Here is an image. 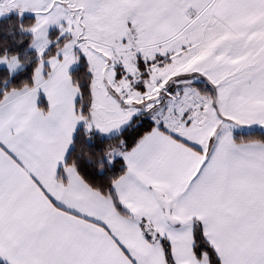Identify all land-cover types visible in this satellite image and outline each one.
Returning <instances> with one entry per match:
<instances>
[{
    "label": "snow or ice",
    "instance_id": "snow-or-ice-1",
    "mask_svg": "<svg viewBox=\"0 0 264 264\" xmlns=\"http://www.w3.org/2000/svg\"><path fill=\"white\" fill-rule=\"evenodd\" d=\"M0 264H264V0H0Z\"/></svg>",
    "mask_w": 264,
    "mask_h": 264
}]
</instances>
